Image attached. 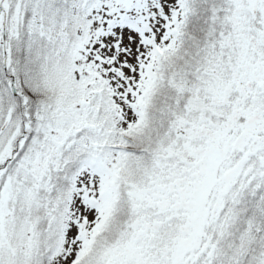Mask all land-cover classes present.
<instances>
[{
    "label": "snow or ice",
    "instance_id": "6c2138e0",
    "mask_svg": "<svg viewBox=\"0 0 264 264\" xmlns=\"http://www.w3.org/2000/svg\"><path fill=\"white\" fill-rule=\"evenodd\" d=\"M0 264H264V0H0Z\"/></svg>",
    "mask_w": 264,
    "mask_h": 264
}]
</instances>
